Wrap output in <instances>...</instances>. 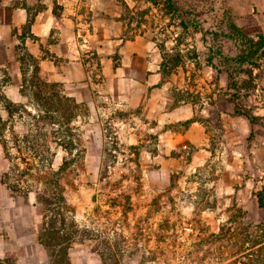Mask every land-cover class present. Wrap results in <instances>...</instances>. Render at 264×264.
Returning a JSON list of instances; mask_svg holds the SVG:
<instances>
[{
    "label": "rangeland",
    "instance_id": "rangeland-1",
    "mask_svg": "<svg viewBox=\"0 0 264 264\" xmlns=\"http://www.w3.org/2000/svg\"><path fill=\"white\" fill-rule=\"evenodd\" d=\"M95 1L104 8H118L126 26L156 45L164 59L163 71L178 65L189 72L190 86H196L191 76L202 70L211 55L217 68L232 73V89L248 92L254 88V71L264 62V53L250 66L229 61L237 56V47L225 37L229 31L210 28L220 19L216 16L214 20L206 6L188 0H169L174 9L165 0ZM20 2L0 0V8ZM41 2L35 6H51L58 14L66 7L85 12L91 0ZM31 20L24 25V35ZM80 24L84 28L78 26V30H89L85 21ZM84 31L79 35L86 38L90 49ZM79 41L82 44L80 37ZM21 42L17 44L21 71L17 100L5 90L11 86L9 66L0 64L2 119L4 114L0 135L7 160L4 183L15 193L32 194L47 225L42 241L45 249L34 256V263L264 264L263 211L251 202L240 205L241 209L228 203L219 206L210 223L211 192L206 184L194 199L197 210L191 214L181 204L184 192L145 188L146 177L135 172L138 159L127 152L112 153L119 147L108 141L114 132L108 117L99 115L98 129L95 114L67 97L62 83L45 76ZM263 187L264 182L255 190ZM169 198L174 204L179 198L182 207L163 204ZM189 225L194 228L192 235L184 230ZM0 264L25 263L10 258Z\"/></svg>",
    "mask_w": 264,
    "mask_h": 264
},
{
    "label": "crops",
    "instance_id": "crops-1",
    "mask_svg": "<svg viewBox=\"0 0 264 264\" xmlns=\"http://www.w3.org/2000/svg\"><path fill=\"white\" fill-rule=\"evenodd\" d=\"M41 1L23 5L21 0L15 7L0 8V64L9 66L11 86L5 90L15 100L21 78L17 44L22 39L20 45L45 76L62 83L67 97L95 114L98 129L99 115L108 117L117 154L127 152L138 159L135 172L146 177L145 188L184 192L180 202L191 214L206 184L211 192L210 223L221 205L241 209L251 202L259 209L254 194L264 182V131H259L264 124V62L254 71V88L248 92L232 89L224 70L206 64L191 76L196 86H190L189 72L178 65L163 71L156 45L126 26L118 8L91 0L85 12L66 7L55 14L51 6H35ZM188 1L206 6L214 20L220 19L210 24L213 30L235 27L249 37L264 36V0ZM84 21L92 50H84L79 41L84 29L77 27L84 28ZM233 101L257 119L250 140V123L234 114ZM6 169L0 135V262L13 258L36 264L34 256L45 249L43 212L32 194L7 188ZM179 200L174 204L169 198L163 204L179 208Z\"/></svg>",
    "mask_w": 264,
    "mask_h": 264
},
{
    "label": "trees",
    "instance_id": "trees-1",
    "mask_svg": "<svg viewBox=\"0 0 264 264\" xmlns=\"http://www.w3.org/2000/svg\"><path fill=\"white\" fill-rule=\"evenodd\" d=\"M165 1L169 5V9H172L173 4L169 2V0H165ZM228 31L230 33L227 34L225 37H227L228 39L232 40L235 43L237 47V51H238L237 56L229 60L233 62L235 65L237 66L249 65L250 66L252 65L254 60H256L260 55H262V53H264V36L257 35L255 37H249L235 27H232ZM212 62H213V56L209 55L206 59V65L213 67L217 69L218 72H220V70ZM224 71L228 75V79H229L228 86L230 87L232 85V82H231L232 73L228 69H225ZM233 110H234L235 115L243 116L249 121L250 126H251V135L249 137V140H250L253 136V130L255 128L257 119L248 113L241 112L238 109L236 102L234 101H233ZM254 196L257 201L258 208L264 210V188L256 192ZM262 232H263V238H264V229L262 230Z\"/></svg>",
    "mask_w": 264,
    "mask_h": 264
},
{
    "label": "built area",
    "instance_id": "built-area-1",
    "mask_svg": "<svg viewBox=\"0 0 264 264\" xmlns=\"http://www.w3.org/2000/svg\"><path fill=\"white\" fill-rule=\"evenodd\" d=\"M78 37H80L81 39H82V41H81V46L83 47V48H86L87 50H90L88 47H87V41H86V38H82V36H80V35H78ZM108 141H109V143L111 144V145H117V143H116V141L114 140V137L113 136H110L109 138H108ZM117 147H118V145H117ZM113 154H117V148L116 149H114L113 148V152H112ZM184 230L188 233V234H190V235H192V234H194V228H192V226H186L185 228H184Z\"/></svg>",
    "mask_w": 264,
    "mask_h": 264
}]
</instances>
